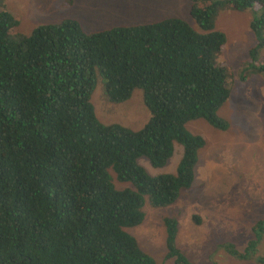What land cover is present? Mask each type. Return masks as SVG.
I'll return each instance as SVG.
<instances>
[{
  "label": "trees",
  "instance_id": "trees-1",
  "mask_svg": "<svg viewBox=\"0 0 264 264\" xmlns=\"http://www.w3.org/2000/svg\"><path fill=\"white\" fill-rule=\"evenodd\" d=\"M188 1L192 24L162 17L90 33L72 18L22 33L0 6V264H157L126 229L142 221L145 203L164 207L190 189L203 139L185 124L229 125L218 113L233 75L218 60L220 10L249 13L254 42L235 76L264 82V0ZM97 81L115 103L140 90L145 123H100L90 103ZM174 143L173 173L152 175L138 163L162 167ZM161 221L163 259L192 264L175 243L176 219ZM263 234L259 219L254 240ZM226 244L240 259L254 250V241L242 252Z\"/></svg>",
  "mask_w": 264,
  "mask_h": 264
},
{
  "label": "rangeland",
  "instance_id": "rangeland-1",
  "mask_svg": "<svg viewBox=\"0 0 264 264\" xmlns=\"http://www.w3.org/2000/svg\"><path fill=\"white\" fill-rule=\"evenodd\" d=\"M0 6L18 17L17 30L22 33L37 24L63 18L75 19L86 32L162 17H179L192 24L188 0H1ZM249 19L245 10L223 9L214 20L215 28L226 38L219 63L233 73L229 96L218 109L229 125L218 130L203 119L185 124L190 133L203 139L190 189L164 207L145 203L142 221L126 229L157 264H173L163 259L161 219L165 216L176 219L175 243L192 264H263L255 257H264V234L255 241L253 227L264 219V82L257 73L244 82L235 76L254 42ZM100 85L97 81L90 98L100 123H117L130 130L145 123L148 112L140 90L134 89L127 100L115 103L104 97ZM180 152V146L174 143L172 155L160 168H152L144 158L138 163L152 175L173 173ZM113 184L116 188L123 186ZM249 241H254L250 259L236 258L223 249L230 243L242 252Z\"/></svg>",
  "mask_w": 264,
  "mask_h": 264
},
{
  "label": "clouds",
  "instance_id": "clouds-1",
  "mask_svg": "<svg viewBox=\"0 0 264 264\" xmlns=\"http://www.w3.org/2000/svg\"><path fill=\"white\" fill-rule=\"evenodd\" d=\"M9 12V11H8ZM148 21H151V20H148ZM79 24V23H78ZM130 24V23H129ZM116 25H119V24H116ZM80 26V25H79ZM113 26V25H112ZM110 27V26H109ZM80 28H81V26H80ZM105 28H107V27H105ZM105 28H101V29H105ZM82 29V28H81ZM250 29V28H249ZM97 30H100V29H97ZM82 31L83 32H85V33H90V32H92V31H88V32H86V31H84L83 29H82ZM93 31H95V30H93ZM165 217H171V216H165ZM176 232H177V221H176ZM164 240V239H163Z\"/></svg>",
  "mask_w": 264,
  "mask_h": 264
}]
</instances>
